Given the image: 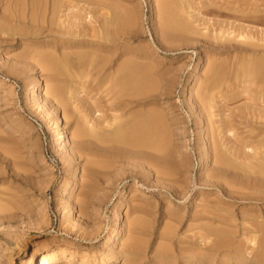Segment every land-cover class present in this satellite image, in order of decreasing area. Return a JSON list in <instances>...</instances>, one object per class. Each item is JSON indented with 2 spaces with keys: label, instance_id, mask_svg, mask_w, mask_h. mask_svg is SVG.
I'll list each match as a JSON object with an SVG mask.
<instances>
[{
  "label": "rangeland",
  "instance_id": "374dc122",
  "mask_svg": "<svg viewBox=\"0 0 264 264\" xmlns=\"http://www.w3.org/2000/svg\"><path fill=\"white\" fill-rule=\"evenodd\" d=\"M162 1L79 0L69 10L77 20L68 28L58 27L57 15L50 19L47 1V9L37 26L21 20L11 25V31L5 28L6 32L1 19L4 4L0 0V194L18 203L16 210L9 212V220L0 221V260L17 261L22 253L29 257L33 250L42 254L58 247L69 251L59 260L60 264H100L103 252L108 249L111 253L106 264H114L115 258L119 264L122 259L119 244L126 239L133 246L127 243L130 246L125 247L135 253L128 257V264H171L183 247L191 249V244H199L191 234L208 224L218 231L220 226L222 232L225 227L231 229L221 235L229 245L227 251H221L223 254L238 248L250 262L258 256L260 234L256 247L243 240L249 230L264 226V175L256 173L260 158L257 154L264 151L258 147V141L264 138V73L245 77L240 66L248 60L249 66L253 60L255 65L258 60L264 63V0H189L188 21L195 32L190 34L169 25L173 10L163 19L167 21L165 27L158 17ZM20 7L15 8L19 13ZM27 13L26 8L24 16ZM61 20L64 21L63 17ZM100 28H104L110 41L98 39ZM65 29L72 36L62 35ZM247 36L252 40L246 41ZM59 41L70 42L67 50L62 51L72 59L67 62L69 67L61 66L56 74L45 72L38 64L40 53H53L45 43ZM248 42L254 46H248ZM215 67L221 72L211 81ZM135 77H141L143 85ZM4 78L9 81L5 83ZM115 83L129 90H119ZM46 85L59 86L62 91L65 87L68 93L74 89L78 95L69 99L66 90L62 99L50 97L44 91ZM137 87L141 89L139 94L135 93ZM202 91L207 92L203 96H213L207 110L204 107L207 104L202 105L199 100ZM26 93L34 100L27 101ZM113 96H119V102L116 97L113 104L110 100ZM35 103L42 106L43 112L37 110ZM121 104L126 108L125 112L118 110L119 115L113 111V105ZM151 112L160 115L158 125L162 130L155 125L156 121L145 119ZM128 114L132 115L129 120ZM119 116H124L122 122L127 120L126 127L130 123V129L141 127L143 119L145 125L154 124L151 129H157L156 132L143 125V129L139 128L147 131L144 137L149 134L153 137L146 138L150 142L139 135L145 143L156 144L159 140L164 146L167 143V156L160 159L157 169L142 164L139 156L131 154L135 146L126 144L123 134H128L129 140L132 130L122 132L125 146L101 145L104 141L100 144L85 137L77 142L86 143L87 150L82 155L74 152L73 137L86 128L85 121L94 124V137L95 133L103 134L104 127ZM55 121L65 142L54 150ZM116 124L106 130H114L119 126ZM222 124L232 132L217 130ZM158 130L160 133L165 130V140L162 132L152 143ZM139 132L144 131L136 133ZM140 137L135 138V143L141 141ZM214 150L225 151L234 164L219 169L214 164ZM253 163L255 169L249 170L254 168ZM236 164L251 165L246 169ZM216 173L221 177H213ZM79 194L89 197L81 209L77 204L82 199ZM210 203L214 204L204 211L203 206ZM215 205L224 209L216 211ZM214 210L216 218L208 214ZM66 213L67 218L63 219ZM248 215L250 219L256 216V220L247 218L249 223L261 221L250 226L246 220L241 226V217ZM231 216L237 223H230L234 220ZM196 222L205 225L199 223L196 228ZM187 225L191 234L186 231ZM113 229L117 236L105 241ZM211 240L204 250L212 245ZM74 252L76 255L72 256ZM81 254L95 256L97 263L92 259L82 263ZM256 264H264V260Z\"/></svg>",
  "mask_w": 264,
  "mask_h": 264
},
{
  "label": "bare ground",
  "instance_id": "6f19581e",
  "mask_svg": "<svg viewBox=\"0 0 264 264\" xmlns=\"http://www.w3.org/2000/svg\"><path fill=\"white\" fill-rule=\"evenodd\" d=\"M3 1V4H4V9H2V12H3V14H2V17H1V19H2V21L4 22V29L6 28L8 31L10 30H12L11 29V25H13L14 26V24L16 23V22H20L21 20L22 21H24V20H27V24L28 25H31V24H34V25H38L39 24V22H38V20H39V18H42V16H43V14H45V11H46V5L48 6V8H50V19H52L53 17H54V15H57V18H56V21H57V25H58V27H64V28H68V26H72V22H74V21H76L77 19H76V17H72V12H69V10L70 9H73L74 8V4H72L73 2H76V1H79V0H2ZM48 1V2H47ZM46 2H47V4H46ZM189 0H163L162 1V3H161V7H160V4H159V7H160V13H159V15H158V17H160L161 18V20L163 21V19L167 16V15H170V11L171 10H173L172 11V14H171V16H169L170 18L172 17L173 18V21H172V19H168V20H171V23L169 24V25H173L174 27H178V29H180V31L182 30V31H184V32H186L187 34H190V32L192 33V32H194L193 31V27H192V25H190V22L188 21V18H189V14H188V12H187V10H189V9H191L190 8V4H189ZM46 4V5H45ZM43 5V9L41 10V6ZM19 6H21L20 7V13H19V11H17L15 8H17V7H19ZM28 9V13L24 16V10L25 9ZM179 11H181V13L183 14L182 16H180V13H179V15L177 14ZM173 15V16H172ZM62 17H63V19H64V21H62L61 19H62ZM180 17V18H179ZM159 18V19H160ZM166 20H164L163 21V23L165 24V27H166ZM170 22V21H169ZM168 22V23H169ZM162 23V22H161ZM160 24V23H159ZM163 24V25H164ZM65 25H66V27H65ZM163 25H162V28H163ZM168 25V24H167ZM168 25V26H169ZM73 27V26H72ZM2 28V27H1ZM6 29H5V31H6ZM173 29V28H172ZM17 30V29H16ZM168 30V29H167ZM0 31H1V29H0ZM7 32V31H6ZM20 32L21 33H23V30H20ZM195 33V32H194ZM62 35H70V33H69V31H68V29L66 30L65 29V31L62 33ZM191 35H193V34H191ZM70 36H72V34L70 35ZM237 36V35H236ZM97 37H98V39H102V40H104V41H110V38H109V35L108 34H104V28H100V32H97ZM242 37H243V40L245 39V36H243V34H242ZM242 37H238L237 36V38H241L242 39ZM249 36H247V38H248ZM221 38V37H220ZM250 38V39H249ZM248 39H246V41H250V40H252L251 39V36L249 37ZM112 39H113V37H112ZM111 39V40H112ZM222 39V38H221ZM37 42H40V41H37ZM112 42H113V40H112ZM46 45H48L49 47H51L52 49H53V53H50V54H45L44 52H42V53H40V56H39V61H38V64L42 67V69H44V71L45 72H50V73H54V74H56L55 72L58 70V68H60L61 66H65L66 64H67V66L69 67V65H68V63L67 62H69V60L71 59V57L69 56V54L67 53V54H63L62 53V51H66L67 50V46H70V42L69 41H59L58 42V44H56V43H45ZM80 44H82V43H80ZM99 47H103L104 48V46H101V45H98ZM248 46H254V44H251V43H249L248 42ZM40 48L41 49H45V47H41L40 46ZM56 55H57V57H56ZM75 57V56H74ZM78 57H80V56H78ZM77 57V58H78ZM82 57V56H81ZM79 58V59H82V58ZM58 58H60L61 59V63L59 62V60H58ZM260 58V57H259ZM258 58H256V60H257ZM261 59V58H260ZM72 60V59H71ZM74 60V59H73ZM76 61H78V60H76ZM249 61V60H248ZM246 62L247 64L246 65H243L242 66V64H241V66H240V70H241V74L243 75V76H245V77H251V76H253V75H258V76H261V75H263V73H264V63H260L259 61L260 60H258L256 63L258 64V65H255V61L253 62H251L252 63V66H249V62ZM264 61V60H263ZM103 61H101V63H102ZM62 63H65V64H62ZM70 63H72V61H70ZM69 63V64H70ZM102 64H106V63H102ZM101 64V65H102ZM254 64V65H253ZM64 66L63 67H61L62 69L64 68ZM66 66V67H67ZM103 66V65H102ZM256 66V67H255ZM251 67H253V68H251ZM255 67V68H254ZM61 68H60V70H61ZM216 68V67H215ZM218 68H216V70L214 71L213 70V72H212V74H211V77L210 78H212V80L211 81H213V80H215L219 75H220V72L217 70ZM58 72H59V70H58ZM132 74V73H131ZM134 75H135V73H133ZM142 74V73H141ZM143 75V74H142ZM107 76H110V75H107ZM132 76V75H131ZM131 76H129V77H131ZM140 76V75H139ZM112 78V77H111ZM136 78V77H135ZM138 78V77H137ZM136 78V79H137ZM132 79V78H131ZM134 79V78H133ZM141 79V77L140 78H138L137 80H140ZM1 80H2V78H1ZM117 80V79H116ZM115 80V81H116ZM210 80V79H209ZM3 81L5 82V83H7L9 80H6L5 78L3 79ZM131 81V80H130ZM136 82V81H135ZM142 82V80H140V82L138 83V84H140ZM113 83V82H112ZM116 83H121V82H119V81H117ZM115 83V84H116ZM126 83H128L127 81H126ZM131 82H129L128 84H130ZM134 83V80L132 81V84ZM144 83V82H143ZM119 84H116V86L118 85L119 86ZM131 84V85H132ZM142 84V83H141ZM145 84V83H144ZM121 86L122 85H124L123 83H121L120 84ZM134 85H136V84H134ZM143 85V84H142ZM142 85H138L139 87L140 86H142ZM47 86V85H46ZM62 85L60 84V87H61ZM137 86V85H136ZM3 87V86H2ZM44 87L45 86H43V88L42 89H44ZM59 86H53L52 85V87L51 86H47V87H45L46 89H44V91L47 93L46 95H48V96H53V97H55V98H57V97H61V99H62V95L61 94H63L62 92H66V90H67V93L69 92V89H66L65 87H63V89H64V91H62V87L60 88ZM124 87V86H123ZM123 87H120L119 86V90H122L123 89ZM139 87H137V90L138 91H134L135 93H138L139 94V91L141 90H139L138 88ZM8 88V87H7ZM30 88V87H29ZM28 88V89H29ZM122 88V89H121ZM126 89H128V87H125ZM125 88L123 89V91L125 90ZM132 88H134L133 86H132ZM6 89V88H5ZM10 89V88H9ZM8 89V90H9ZM135 89V88H134ZM10 90H12V89H10ZM129 90V89H128ZM204 90V89H203ZM28 91V90H27ZM32 91V90H31ZM7 92V91H6ZM29 92V91H28ZM132 92H133V90H132ZM7 93H10V91L9 92H7ZM32 93V92H31ZM67 93H65V94H63V96L64 95H67ZM202 93V96H201V94H200V102L202 103V105H205V104H207L206 106H204L205 108H206V110L207 109H209V107H210V104L209 103H211L212 101H213V99H212V97L211 96H207V95H205V96H203V94L204 93H207V92H205L204 91V93H203V91L201 92ZM45 94V93H44ZM68 95H70L69 96V99H75L76 98V96L78 95V93L76 92V90H70V93H68ZM206 96H207V98H206ZM26 100L27 101H29V102H31L32 100H34V98L32 97V96H30V93H26ZM116 97H118V99L116 98ZM122 97H124V96H120V98H122ZM129 97H132V96H129ZM136 97V96H135ZM209 97H211V98H209ZM32 98V99H31ZM63 98H65V97H63ZM115 98H116V100L118 101L119 100V96H115ZM114 96L110 99V100H113L114 102H113V104L116 102L114 99ZM128 98V97H127ZM60 99V98H59ZM59 99H58V102H59ZM60 99V100H61ZM66 100H67V97L65 98ZM124 99V98H123ZM64 100V99H63ZM63 100H61V102L63 101ZM64 102V101H63ZM62 102V103H63ZM119 102V101H118ZM127 102H129V101H127ZM33 103V102H32ZM124 103H126V102H124ZM130 103V102H129ZM32 105V104H31ZM30 105V107H32ZM34 106H37V110L38 109H40V111H42L43 112V109H42V106H40L38 103H35V104H33ZM201 105V104H200ZM114 106H116V107H114ZM117 106H119V107H117ZM129 107V106H128ZM201 107H203V106H201ZM125 108H126V106L125 105H113V111L114 112H118V110H120V111H124L125 112ZM202 108H200V110H201ZM204 109V108H203ZM202 109V110H203ZM116 110V111H115ZM206 110H204V111H206ZM150 112V111H149ZM153 112H151V113H148L147 114V117L145 118L146 120H148L147 118H150L148 121H150V122H152L153 123V121H156L157 123L155 124L156 126L158 125V123H160V122H158V119L160 118V115H159V117L158 116H156L155 115V113L154 114H152ZM41 114V113H40ZM118 114L120 115V112H118ZM124 114V113H123ZM130 114V113H129ZM129 114H128V116H127V118L128 117H132V115H130L129 116ZM134 114V113H133ZM157 114V113H156ZM46 115V114H45ZM137 115V114H136ZM64 116V115H63ZM116 116H118V115H116ZM134 116V115H133ZM43 117V116H42ZM124 116H119V117H113L114 119H112L113 121H111V122H113V123H111V124H109V125H106L105 127H104V130H102L103 131V134H101V133H95V135H94V137H93V134H94V132H95V127H94V124L93 125H89V124H91V123H89V121H85L84 123H85V125H86V128L84 129L85 130V132H84V130L82 129V130H80L79 132H77L78 134H75V132L73 133V134H75V136L73 137V139H74V141H73V145L75 146V149H74V152H76L77 154H80V155H82V154H84V152H85V150H87V146H86V143H83V142H80L79 140H81L82 138H84L85 139V137H89V138H94V140H96L97 142H100V144L102 143L101 141H104V143H102L101 145H105V144H107V146H108V144H113V146H117V145H120L121 143L123 144V146H125L126 144H132L133 146H135V147H133L134 149H132V151H131V154L132 155H134L135 157H137V156H139V158L141 159V161L143 162L142 164H146L147 166H149V167H156L157 166V164H158V162L160 161V159H162L164 156H167V149H166V147H167V143H166V147L163 145V141L161 142V140H159V141H157V143H156V139L158 140L159 139V135H161V133L163 132V134L161 135L162 137H163V139H162V137H161V139L162 140H165L164 138H165V130L164 131H162L161 133L159 132L160 130H162V126L161 125H158V128H159V126L161 127V129L160 130H158V135H157V137L155 138V140H151V142L152 141H155L154 143H156V144H150L149 142H150V139H146L147 137L148 138H152L153 139V137L149 134V136H147V137H144L143 135H145L146 134V132L147 131H145V129L144 130H141V129H143V128H141L142 127V125L143 126H146V129L148 130L149 129V131H157V129H151L152 127H155L154 126V124H152V126L151 125H149V124H151V123H149L148 125L150 126V128L148 127V125L146 124L145 125V122H146V120H142V121H144V124H142L141 125V127H139V128H141V129H139L138 127H136V128H132V129H130V123H128V126L129 127H126L125 125V122L127 121H124V122H122L121 120H122V118H123ZM139 117V116H138ZM134 118H136V117H133V119ZM124 119V118H123ZM133 119H131L130 118V120H132L133 121ZM125 120V119H124ZM128 120H129V118H128ZM141 121V120H140ZM142 121H141V123H142ZM161 121V120H160ZM86 122H88V123H86ZM123 123V124H120V123ZM129 122H131V121H129ZM116 123H118V125L119 126H116L115 127V129L113 130L112 129V131L111 130H106V128H108V127H110V125L111 126H113V128H114V126L115 125H117ZM127 123V122H126ZM140 123V124H141ZM148 123V122H147ZM155 123V122H154ZM220 123H221V121H220ZM107 124V123H106ZM131 125H132V123H131ZM53 136H52V138H53V141H54V146H53V148H54V150L56 149V148H58V147H60L61 146V144L62 143H64L65 142V139H64V137H63V134L61 133V131L59 130V128H58V125H57V121H55V123H53ZM123 126H124V129L125 130H123ZM140 126V125H139ZM222 127H218L217 128V130L219 129V128H221V130H222V132H224L225 134H230L232 131H231V129L230 128H225V127H223V124L221 125ZM148 127V128H147ZM129 128V129H128ZM157 128V127H156ZM122 129V130H121ZM137 130V131H134V130ZM151 129V130H150ZM130 130H132V134L131 133H129V140L131 141V140H133L134 139V142L133 141H131L132 143H130V141L129 140H127V137H128V134H123L122 132L124 131V133H127V132H129ZM144 131V132H139L138 134L136 133V132H138V131ZM140 137V135H142L143 137H144V139L145 140H148L147 141V143H145V141H142L141 140V138L142 137H140L139 139L141 140L140 142L137 140V142L138 143H140V145H138V146H136L137 144L135 143V140L138 138V136H137V138H136V136L134 137V132ZM152 131V132H153ZM155 131V132H156ZM151 132V133H152ZM154 132V136H155V134H157V133H155ZM82 133V134H81ZM142 133V134H141ZM122 134L125 136V140L127 141L126 142V144L124 145V139H123V137H122ZM130 134L131 135H133V136H131V137H134L133 139H130ZM140 134V135H139ZM148 134V133H147ZM146 134V135H147ZM90 136H92V137H90ZM127 136V137H126ZM151 136V137H150ZM72 137V136H71ZM105 137H110L111 138V140L110 141H108ZM112 137H115V139H113ZM119 137L121 138V139H119ZM104 138L107 140H104ZM136 138V139H135ZM77 139H79L78 140V142H77ZM91 139V140H92ZM109 139V138H108ZM113 139V140H112ZM122 139H123V141H122ZM90 140V141H91ZM141 142H143L144 144H141ZM159 142V143H158ZM136 145H135V144ZM153 143V142H152ZM93 144V143H92ZM97 144H99V143H97ZM130 145H128V146H130ZM258 147H259V149L261 150V151H263L264 150V138L263 139H261V140H259L258 141ZM106 147V146H105ZM130 150V149H129ZM225 152V151H224ZM224 152H222V151H216V150H214V154H213V157H214V164L215 165H217V167L220 169V167L221 168H229L230 167V165H232V164H234V161H232L231 162V160H229V156L228 155H226ZM262 153V154H261ZM261 153H258L257 155H260V158L257 160V159H255L254 161L256 162V161H258L259 163L256 165L257 166V172L256 173H259L258 175H264V151L263 152H261ZM256 154V153H255ZM228 156V157H227ZM262 157V158H261ZM261 159V160H260ZM254 162V163H255ZM254 163L252 164V166L251 167H254V168H251V169H249V170H253V169H255V165H254ZM156 164V165H155ZM237 166H239V168L241 167V166H244V165H239V164H236ZM249 165H251V164H249ZM247 166V165H245L246 166V169H248L247 167H249L250 168V166ZM145 166V165H144ZM159 166V165H158ZM244 166V167H245ZM233 168V167H232ZM151 169H154V168H151ZM156 169H157V167H156ZM156 169H154V170H156ZM234 169V168H233ZM237 169V168H236ZM259 169V170H258ZM153 170V171H154ZM260 171V172H259ZM157 173V172H156ZM213 177H215V178H219V177H221L220 176V174H214L213 175ZM264 177V176H263ZM209 179V178H208ZM209 181V180H208ZM218 181V180H217ZM64 182V181H63ZM220 182V181H219ZM226 183V182H225ZM64 185V184H63ZM78 197H82V195L81 194H79L78 195ZM208 198V197H207ZM9 199H11L12 200V197H9V196H6V194H0V221H4V220H9V218H10V216L8 215L9 214V212H11L12 210H16V205H18V203H12V201L11 200H9ZM88 199H89V197L88 196H83L82 197V199L80 200V201H78L79 203H77L78 204V207H79V209H81L83 206H86L87 205V203H88ZM210 199V198H209ZM211 200V199H210ZM245 200V199H244ZM250 200V199H249ZM253 200V199H252ZM203 200H201L200 202H202ZM204 201H205V199H204ZM215 201V200H214ZM209 202V200L207 201V203ZM218 203V202H217ZM214 204V203H213ZM213 204H207V205H205V206H203V210L206 208V206H208L209 207V205H213ZM223 204V203H222ZM216 206H218V205H215V208H218V207H216ZM224 207V206H223ZM255 207V206H254ZM196 208V207H195ZM214 208V207H213ZM214 208V209H215ZM220 208H222L221 206H220ZM220 208H218V210H216V211H219L220 210ZM199 209V208H198ZM197 208L195 209L196 211L198 210ZM224 208H222L221 209V211L223 210ZM258 209V208H257ZM201 210H202V207H201ZM203 210H202V212H203ZM211 211L213 210V209H210ZM242 210V209H241ZM198 211H200V209L198 210ZM204 211H207L206 209L204 210ZM215 210L213 211V213L211 212H209L208 214L210 215H212V216H214V212H216ZM225 211H226V209H225ZM257 211V210H256ZM260 211V210H259ZM195 212V211H194ZM220 212V211H219ZM224 212V211H223ZM228 212V211H227ZM197 213V212H196ZM196 213H193V214H195L196 215ZM200 213V212H199ZM229 213H232V211L231 212H229ZM229 213H228V215H229ZM69 214V213H68ZM192 214V215H193ZM201 214H204V212L203 213H201ZM200 214V215H201ZM207 214V215H208ZM217 214H218V212H217ZM217 214H216V216H217ZM224 214H227V213H225L224 212ZM67 213L66 214H63L62 216H63V219H66L67 218ZM196 216H198V215H196ZM205 216H206V212H205ZM219 217H220V214L218 215ZM221 216H223V215H221ZM240 216H244V214L242 215L241 213H240ZM259 216V215H258ZM232 217V216H231ZM252 217V216H251ZM256 217V216H255ZM251 218V219H255L256 220V218ZM261 217V216H260ZM44 218V217H43ZM214 218H216L215 216H214ZM224 218H225V216H224ZM229 218H230V216H229ZM233 219L235 218V217H232ZM237 218V217H236ZM242 218V220H243V222L240 224L241 226H243V223L247 220V225H250V224H252V223H254L253 221H255V220H253L251 223H249L248 221H249V219H250V216L248 215V217L247 216H245L244 218L243 217H241ZM247 218H249V219H247ZM62 219V218H61ZM69 219V218H68ZM221 219V218H220ZM250 219V220H251ZM258 219V218H257ZM263 219V218H262ZM221 220H223V217H222V219ZM226 219H224V221H225ZM260 220V219H259ZM258 220V222H255V223H259L260 221ZM203 221V220H202ZM227 221V220H226ZM234 221H235V219L234 220H232V222H230V221H227V222H230V223H234ZM263 221H264V219H263ZM201 222V221H200ZM199 222V223H200ZM236 223H237V221H235ZM239 222H241V220H239ZM65 223V225H69V223H67L66 221L64 222ZM67 223V224H66ZM136 223V222H135ZM194 223V222H193ZM199 223L198 222H196V228H197V225H199ZM208 223V222H207ZM207 223H206V225H207ZM246 223L244 224V225H246ZM254 223V224H255ZM137 224V223H136ZM201 225H203L204 223H200ZM239 224V223H238ZM253 224V226L254 227H256L255 225ZM262 224H263V222H262ZM64 225V224H63ZM133 225H135V224H133ZM205 225V224H204ZM208 225H210V224H208ZM203 226V227H200V228H198V229H195V230H198V233H197V231H196V234L193 232L192 234H194V235H192L191 234V228H188V225H187V229H186V231L187 232H189L190 231V234H191V236H193L194 238H193V240L195 239L197 242H199V244L198 243H196V244H191V245H193L192 247H190L191 249H188L189 247H187V249L186 248H182L181 249V252L179 253L178 252V257H174L173 258V260H172V263L171 264H252V263H254V264H256V263H258V262H260V261H262V260H264V226L263 225H259V224H257V225H259L258 227H256L255 229H254V231H250L249 230V233L247 232V235H246V233H245V240H243V241H246V243L247 244H249L250 246H255L254 244H255V242H257V235L258 234H260V237H259V240H260V250H259V254H258V256L254 259V262H253V260L250 262V261H248L247 259H246V257H248V256H246L245 257V255L238 249V248H236V249H234L232 252H227L226 254H223L221 251H227V249L229 248V245H227L228 243L226 242V239L224 240V238H222L221 237V235L223 236V233L226 231V230H228V232L231 230V229H229V228H227L226 229V227H225V231L224 232H222V230L223 229H221V227L219 226H217L218 227V229L219 230H221V231H218L217 229H216V227L214 228V229H216V230H214L212 227L210 228L209 226ZM216 224H214L213 225V227L215 226ZM218 225V224H217ZM190 227H192V228H194L195 226L194 225H189ZM250 226H252V225H250ZM138 227V226H137ZM228 227V226H227ZM246 227V226H245ZM131 228V227H130ZM140 228V227H139ZM222 228H224V226L222 227ZM231 228V227H230ZM247 228V227H246ZM238 229V228H237ZM130 230V229H129ZM233 230V229H232ZM243 230H245V229H243ZM194 231V230H193ZM231 232V231H230ZM235 232V231H234ZM243 232V231H242ZM241 232V233H242ZM222 233V234H221ZM240 233V234H241ZM244 233V232H243ZM230 234V233H229ZM228 233H227V235H229ZM232 234L233 235H235V233H233L232 232ZM231 234V235H232ZM226 235V236H227ZM113 236H117V232H115V230L113 229L112 231H111V233L109 234V235H107V237H106V240L105 241H107V242H109V240L110 239H112L113 238ZM241 236V235H240ZM244 236L242 237V238H244ZM210 238L212 239L211 240V244L212 245H210V247H208L206 250H204V246H206L208 243H209V241H210ZM240 238V237H239ZM191 239H192V237H191ZM234 239V238H233ZM232 239V240H233ZM126 240V239H125ZM125 240H123L120 244H119V250H122V252L120 253V255H121V261H120V263L119 264H128V262H129V259H128V257L129 256H135V253H134V251L132 250V249H130V248H127V247H125V245H127V243L129 242V240L128 241H125ZM231 240V239H230ZM238 240V239H237ZM240 241L242 244H243V241ZM239 241V240H238ZM126 242V243H125ZM239 242V243H240ZM207 243V244H206ZM231 243V242H230ZM107 244V243H106ZM128 244H130V243H128ZM130 245H132L133 246V244H130ZM130 245H127V246H130ZM190 245V246H191ZM231 245V244H230ZM248 245V246H249ZM247 246V245H246ZM23 247V246H22ZM135 248L137 247L136 245L134 246ZM182 247V246H181ZM181 247H179L178 246V248H181ZM241 247V246H240ZM256 247V246H255ZM248 248V247H247ZM254 248V247H253ZM66 249H68V248H58V247H54V248H52V249H48L47 251H45L44 253H42V254H38L35 250H33V252H31V255L28 257V256H26L24 253H22L21 255H20V257H19V259L17 260V261H14L12 258L10 259H7L6 258V260H0V264H60L59 263V260H61L62 258H64V256L66 255V254H69V251L68 250H66ZM245 249H246V247H245ZM137 250H138V248H137ZM136 250V251H137ZM248 250V249H247ZM103 251V250H102ZM139 251V250H138ZM178 251H179V249H178ZM230 251V250H229ZM111 253V249H108L107 251H104L103 252V258L102 259H100L99 260V263L100 264H106L107 262H108V260L110 259V258H108V256H109V254ZM78 254H80V253H78ZM250 254L251 253H249V256H250ZM71 255V254H70ZM74 255H76L75 254V252H74V254H72V256H74ZM228 255H232L233 257H234V259H231ZM247 255H248V253H247ZM177 256V255H176ZM69 257V256H68ZM78 257V256H77ZM95 257V256H94ZM91 258V257H88V255H86V254H81V258H82V263H87V261L89 260V259H92L93 261H94V263H97V262H95L96 261V259L95 258ZM69 258H71V257H69ZM75 258V257H74ZM80 258V257H79ZM107 259V260H106ZM71 259H69V261H70ZM92 261V262H93ZM116 261H117V258H115L114 259V264H117L116 263ZM158 261V260H157ZM62 263V262H61ZM70 263V262H69ZM91 263V262H90ZM154 263V262H153ZM168 263V262H167ZM67 264V263H66ZM93 264V263H92ZM158 264H162V263H158Z\"/></svg>",
  "mask_w": 264,
  "mask_h": 264
}]
</instances>
